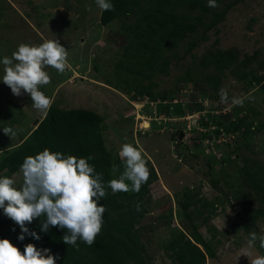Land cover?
I'll list each match as a JSON object with an SVG mask.
<instances>
[{
    "label": "rangeland",
    "instance_id": "rangeland-1",
    "mask_svg": "<svg viewBox=\"0 0 264 264\" xmlns=\"http://www.w3.org/2000/svg\"><path fill=\"white\" fill-rule=\"evenodd\" d=\"M235 1L237 5L224 20L207 31L204 29L212 16L202 17L201 10L194 8L192 16H200L205 25L192 21L197 30L173 50L178 57L165 51L170 62L165 72L153 73L149 80L141 78L137 82L133 74L139 64L133 57L141 49L131 43L122 28L123 24L136 23V15L128 13L104 27L99 24L101 10L95 0H0V60L10 57L21 43L60 41L69 53V67L63 74L45 69L50 83L40 90L62 109H87L103 117L105 146L111 153L112 164L119 166L112 179L124 171L118 155L120 146L131 143L142 149L150 178L128 204L137 220L133 233L145 247L146 253L142 255H147L150 264H177L172 256L175 253L165 246L180 231H186L184 227L190 223L197 226L215 253V258L206 257L204 264H250L248 257L241 256V249L247 246L249 233L264 235V222L253 226L249 220L251 214L264 207V201L241 172L245 162L249 166L255 163L253 168L260 169L257 173L264 178V89L244 90V83L224 72L220 89L226 88L230 98L251 94V99H246L241 107L220 103L219 91L213 93L202 81L201 69L191 70L193 82H179L191 69L192 54L201 58L209 50L235 49L241 60L254 53H258V59L264 57V0H220L219 7H206L209 13H216ZM86 5H91L92 10L87 11ZM191 40L198 45L186 52ZM134 83L149 86L155 95L166 93L167 98L158 101L162 107L169 106V114L158 113L157 104L148 103L147 96L130 99L125 91ZM31 104L27 94L16 97L0 82V159L44 117ZM198 105L210 107L208 112L216 118L208 115V121L214 119L209 123L214 129L245 115L252 107L258 112L254 118L256 125L244 138L223 130L215 144L203 136V112H194ZM4 128H12L15 135H5ZM192 129L195 133L190 132ZM0 176L14 178L17 188L22 184L20 170L13 174L3 171ZM123 193L129 198L135 192ZM179 201L189 203L182 207ZM137 204L142 209L139 212ZM4 219L9 218L0 209V222ZM16 235L0 224V239L10 240L23 252L26 244ZM252 252L264 255L258 241Z\"/></svg>",
    "mask_w": 264,
    "mask_h": 264
},
{
    "label": "trees",
    "instance_id": "trees-1",
    "mask_svg": "<svg viewBox=\"0 0 264 264\" xmlns=\"http://www.w3.org/2000/svg\"><path fill=\"white\" fill-rule=\"evenodd\" d=\"M219 2L220 0H217V4ZM237 2L226 5L220 12L209 13V9L206 7L207 0H111L115 10L101 11L99 24L105 27L113 21L126 17L128 13L136 15L138 19L136 23L132 26L123 24L122 28L131 38V43L141 49L133 57L139 64V68L133 74L139 82L141 78L149 80L153 73L165 72L170 63L165 51L171 52L170 56L178 57V52L173 50L177 49L178 45L190 33L197 30V26L192 21H197L201 26L205 25L200 16H192L194 8L197 7L201 10L202 17L207 14L212 16L206 23L204 31H207L223 21L228 11L237 5ZM187 45L186 52H191L198 43L196 40H191ZM192 57L191 69H188L187 73L180 77V84L193 82L195 79L192 71L201 69L202 81L211 88L213 93L220 91L222 80L226 75L224 72L230 75L229 77L233 80L244 83V90L256 87L264 89V57L258 59V53H254L252 56L246 55L241 60L235 49H214L209 50L201 58H197L194 54ZM125 93L130 99L147 96L149 102L153 103L159 99L163 102L167 98L166 93L155 95L149 86L140 87L139 83L128 87ZM162 106L161 102H157L158 113L169 114V106L167 108ZM208 109L210 107L198 105L194 112H203L201 126L205 127L206 131L203 136H207L215 144L221 138L220 133L223 130L229 135H240L244 138L249 131L254 130L256 125L254 118L258 112L252 107L247 109L248 113L245 115L231 120L221 128L214 129L209 125L213 118L209 122L208 115L210 117H215V115H210ZM182 111L183 115L184 110ZM103 127V117L94 111L81 108L62 109L59 105L52 104L47 115L39 121L38 125L29 130L15 147L5 151L0 159V175L3 171H8L11 174L19 171L26 157L38 155L44 149H49L52 152L63 153L65 156L72 155L77 158L87 159V157L93 156L94 159L89 160L88 163L94 166L97 173L103 174V180L107 184L112 180L111 168L113 164L111 153L105 146ZM183 128H185V124ZM190 132L195 133V130L192 129ZM179 136L182 137L183 134L180 133ZM200 136L202 137V134ZM255 166V163L249 166L245 162L241 172L243 179L251 185L258 196L260 195L263 202L264 187L262 182L264 178L259 176L257 172L260 169H254ZM106 192L107 195L100 202L106 208L102 231L92 246L78 241L79 250H77L73 246L63 243L64 231L58 228H50L47 233L41 231L40 225L43 217L26 225L41 239L36 240L26 235L23 243L34 244L37 249H50L51 254L58 257L56 264H150L147 255H142L146 253L145 247L139 243L133 233V227L137 220L130 212L131 205L128 204L141 191L135 192L129 198H125L123 192L113 194L111 189H106ZM118 198L123 199L120 201ZM188 203L178 202L182 207ZM186 216L188 217V215ZM249 220L253 226L256 222H264V207L257 209L253 215L251 214ZM0 224L8 230L15 228L14 232L17 237L22 234L19 226L10 219H4ZM184 229L186 231H180L177 238L172 239L165 246L175 253L172 256L177 264H204L206 257L215 258L211 245L195 224L190 223Z\"/></svg>",
    "mask_w": 264,
    "mask_h": 264
},
{
    "label": "clouds",
    "instance_id": "clouds-1",
    "mask_svg": "<svg viewBox=\"0 0 264 264\" xmlns=\"http://www.w3.org/2000/svg\"><path fill=\"white\" fill-rule=\"evenodd\" d=\"M95 4L101 11L115 10L111 0H95ZM207 4L210 8L219 7L217 0H207ZM86 10L91 11V5H86ZM68 54L58 39L44 40L39 45L21 43L10 57L4 56L0 60L3 65L0 82L10 88L16 97L27 94L32 102L31 107L38 114L46 116L52 101L40 90L50 83V75L45 69L52 68L63 74L69 67ZM218 95L220 103L232 106L242 107L246 99H251V94L230 98L226 88H221ZM2 130L9 137V134L15 135L12 128ZM118 155L124 171L107 184L103 174L97 173L94 166L88 163L94 159L93 156L77 158L49 149L24 159L20 167L23 180L19 188L14 178L0 177V209L21 229L22 234L18 239L22 242L27 235L40 240L41 237L26 225L43 217L41 231L47 233L50 228L64 231L63 243L77 250L78 241L92 246L103 227L106 208L100 202L107 195L106 189H111L113 194L139 193L150 178L148 160L142 149L124 143ZM118 171L119 166L113 163L112 174ZM141 210L137 204L136 211ZM12 230L15 231V228ZM257 241L259 247L264 249V235L251 232L247 246L241 249V256L248 257L250 264H264V255H253L252 252ZM57 259L50 249H37L30 243L21 252L10 240L0 239V264H56Z\"/></svg>",
    "mask_w": 264,
    "mask_h": 264
},
{
    "label": "water",
    "instance_id": "water-1",
    "mask_svg": "<svg viewBox=\"0 0 264 264\" xmlns=\"http://www.w3.org/2000/svg\"><path fill=\"white\" fill-rule=\"evenodd\" d=\"M39 122L38 121H36L35 123H34V126H37V124H38Z\"/></svg>",
    "mask_w": 264,
    "mask_h": 264
}]
</instances>
